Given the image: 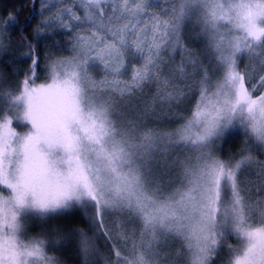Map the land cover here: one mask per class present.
Here are the masks:
<instances>
[{
    "label": "snow or ice",
    "instance_id": "obj_1",
    "mask_svg": "<svg viewBox=\"0 0 264 264\" xmlns=\"http://www.w3.org/2000/svg\"><path fill=\"white\" fill-rule=\"evenodd\" d=\"M0 16V264H264V0H32Z\"/></svg>",
    "mask_w": 264,
    "mask_h": 264
},
{
    "label": "trees",
    "instance_id": "obj_2",
    "mask_svg": "<svg viewBox=\"0 0 264 264\" xmlns=\"http://www.w3.org/2000/svg\"><path fill=\"white\" fill-rule=\"evenodd\" d=\"M32 0H0V16H7L9 12H18L21 18L33 12L31 7ZM36 6H39V0H36Z\"/></svg>",
    "mask_w": 264,
    "mask_h": 264
}]
</instances>
